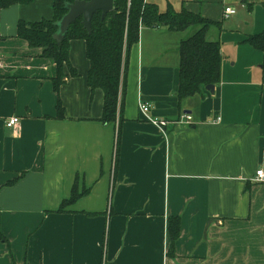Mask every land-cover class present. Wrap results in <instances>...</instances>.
Segmentation results:
<instances>
[{"label":"crops","instance_id":"crops-1","mask_svg":"<svg viewBox=\"0 0 264 264\" xmlns=\"http://www.w3.org/2000/svg\"><path fill=\"white\" fill-rule=\"evenodd\" d=\"M147 1L217 24L221 83L180 101V47L198 28H142L121 127L101 122L84 40L56 93L57 65L18 37L20 22L53 20V2L0 5V264H264V54L246 42L264 32V0ZM77 178L86 194L58 213Z\"/></svg>","mask_w":264,"mask_h":264},{"label":"trees","instance_id":"trees-1","mask_svg":"<svg viewBox=\"0 0 264 264\" xmlns=\"http://www.w3.org/2000/svg\"><path fill=\"white\" fill-rule=\"evenodd\" d=\"M39 0H0L2 8L14 5H29ZM54 5V19L36 23L20 22L18 37L26 41L29 47L40 49L41 57L52 60L58 68V76L53 80L54 91L59 93L65 83L64 66L69 68V76H78L70 65V42L84 40L87 45V57L90 62L88 84L92 90L101 89L104 93V107L101 122L116 125L123 120L124 99L126 94L129 56L132 47L140 40L142 28L165 27L171 32L198 30L180 47V85L177 97L180 101L201 94L209 85L221 83L222 55L221 44L210 42L206 38L207 30L216 23L186 9L175 11L169 8L161 12L157 5L147 0H114V10L104 19L101 13L94 15L92 33L83 26V19L75 21L69 28L62 42L55 40L58 32L57 23L67 13L66 5L76 0H51ZM264 54V32L251 36L247 41ZM264 83V63L262 65ZM58 117H65V109L58 101ZM117 136V155L119 154L120 132ZM85 192L78 193V178L70 200L63 201L58 213L74 204ZM179 219H172L170 229L179 234Z\"/></svg>","mask_w":264,"mask_h":264},{"label":"water","instance_id":"water-1","mask_svg":"<svg viewBox=\"0 0 264 264\" xmlns=\"http://www.w3.org/2000/svg\"><path fill=\"white\" fill-rule=\"evenodd\" d=\"M67 13L57 23L58 32L55 40L62 42L68 33L70 26L78 19H83V26L86 31L92 33V20L97 13L102 14L104 19L114 10V0H76L74 3L66 5ZM206 90L214 93L215 86L209 85Z\"/></svg>","mask_w":264,"mask_h":264},{"label":"built area","instance_id":"built-area-1","mask_svg":"<svg viewBox=\"0 0 264 264\" xmlns=\"http://www.w3.org/2000/svg\"><path fill=\"white\" fill-rule=\"evenodd\" d=\"M236 14V10L232 7H227L224 12V17L225 19L234 16ZM141 111L143 113H149L150 112V106L148 104H142L141 105ZM220 121V119H218ZM193 121V117L190 115H185L183 120L179 121L183 125H190ZM20 122L19 118H12L9 120L7 123V127L13 129L16 127ZM153 124L159 126L160 128H164L165 126L168 125L167 121L160 120L155 118L152 120ZM255 181L258 183H264V170H258L256 173Z\"/></svg>","mask_w":264,"mask_h":264}]
</instances>
